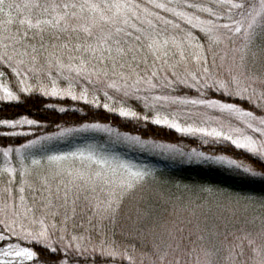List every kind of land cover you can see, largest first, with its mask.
<instances>
[{
  "label": "snow or ice",
  "instance_id": "snow-or-ice-1",
  "mask_svg": "<svg viewBox=\"0 0 264 264\" xmlns=\"http://www.w3.org/2000/svg\"><path fill=\"white\" fill-rule=\"evenodd\" d=\"M0 264H264V0H0Z\"/></svg>",
  "mask_w": 264,
  "mask_h": 264
},
{
  "label": "trees",
  "instance_id": "trees-1",
  "mask_svg": "<svg viewBox=\"0 0 264 264\" xmlns=\"http://www.w3.org/2000/svg\"><path fill=\"white\" fill-rule=\"evenodd\" d=\"M71 118H74V117H71Z\"/></svg>",
  "mask_w": 264,
  "mask_h": 264
}]
</instances>
